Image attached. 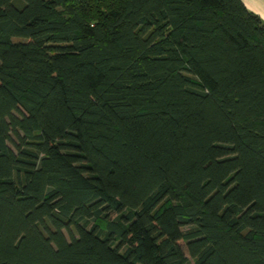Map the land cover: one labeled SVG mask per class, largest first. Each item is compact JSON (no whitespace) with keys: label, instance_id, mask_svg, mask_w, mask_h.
<instances>
[{"label":"trees","instance_id":"obj_1","mask_svg":"<svg viewBox=\"0 0 264 264\" xmlns=\"http://www.w3.org/2000/svg\"><path fill=\"white\" fill-rule=\"evenodd\" d=\"M0 264H264L261 17L0 0Z\"/></svg>","mask_w":264,"mask_h":264},{"label":"crops","instance_id":"obj_2","mask_svg":"<svg viewBox=\"0 0 264 264\" xmlns=\"http://www.w3.org/2000/svg\"><path fill=\"white\" fill-rule=\"evenodd\" d=\"M249 10L258 14H264V0H242ZM264 21V20H263Z\"/></svg>","mask_w":264,"mask_h":264},{"label":"clouds","instance_id":"obj_3","mask_svg":"<svg viewBox=\"0 0 264 264\" xmlns=\"http://www.w3.org/2000/svg\"><path fill=\"white\" fill-rule=\"evenodd\" d=\"M261 19L264 20V14H261Z\"/></svg>","mask_w":264,"mask_h":264}]
</instances>
